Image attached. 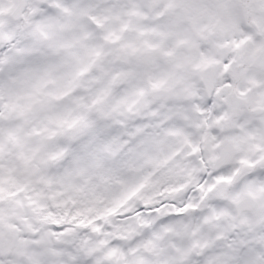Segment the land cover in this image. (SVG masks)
Segmentation results:
<instances>
[{
  "label": "snow or ice",
  "instance_id": "snow-or-ice-1",
  "mask_svg": "<svg viewBox=\"0 0 264 264\" xmlns=\"http://www.w3.org/2000/svg\"><path fill=\"white\" fill-rule=\"evenodd\" d=\"M0 264H264V0H0Z\"/></svg>",
  "mask_w": 264,
  "mask_h": 264
}]
</instances>
